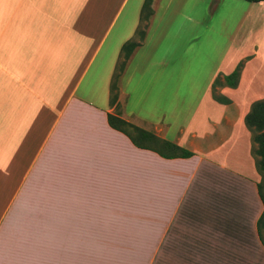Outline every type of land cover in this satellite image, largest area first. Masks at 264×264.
Here are the masks:
<instances>
[{
    "label": "crops",
    "instance_id": "obj_1",
    "mask_svg": "<svg viewBox=\"0 0 264 264\" xmlns=\"http://www.w3.org/2000/svg\"><path fill=\"white\" fill-rule=\"evenodd\" d=\"M187 1L153 0L143 21L145 0H0V264H147V252L153 264L162 255L168 264H264L262 176L245 124L248 70L264 57V0L247 11L252 25L229 35L188 121L174 130L177 89L161 47L179 37L180 17L211 32L207 14L186 12ZM132 40L139 44L113 104L111 84ZM249 55L238 87L220 88L231 102L215 100V78ZM109 113L193 155L138 147Z\"/></svg>",
    "mask_w": 264,
    "mask_h": 264
},
{
    "label": "rangeland",
    "instance_id": "obj_2",
    "mask_svg": "<svg viewBox=\"0 0 264 264\" xmlns=\"http://www.w3.org/2000/svg\"><path fill=\"white\" fill-rule=\"evenodd\" d=\"M207 2L208 0H188L185 11L199 13V15L207 14L205 22L211 25L208 38L197 28L198 23L195 20L180 17L176 22L177 27L180 26L181 30L179 37L172 40L171 46L161 47L162 52H168L171 59V63L168 64L172 67L170 86L172 89H177L176 95L171 98V106L174 107L176 113L173 117L171 116L172 118L170 117V120L174 121V130L179 129L188 121L196 103L206 89L212 72L218 66L222 54L226 50L229 35L236 32L240 22H243L245 26L252 25L251 19L245 17L248 9L253 6V2L248 0H211L209 6H206ZM192 25H194L193 30L190 28ZM241 31V34L246 32V28ZM197 35L199 38H196ZM193 39L197 44L192 48H187L186 44ZM248 74L253 76V88L250 89L246 98L253 102L264 97V57L252 62ZM154 97L156 98V95ZM161 101L162 103L166 102L164 96L161 97ZM133 241L135 240H131V244ZM151 246L152 241L147 244V247ZM147 250L152 249L147 248ZM157 257L156 264H168L170 261L169 256L166 255ZM153 258V254L146 253L147 264H153Z\"/></svg>",
    "mask_w": 264,
    "mask_h": 264
},
{
    "label": "trees",
    "instance_id": "obj_3",
    "mask_svg": "<svg viewBox=\"0 0 264 264\" xmlns=\"http://www.w3.org/2000/svg\"><path fill=\"white\" fill-rule=\"evenodd\" d=\"M251 2L262 1V0H248ZM153 0H145L142 10L143 21H147L153 14L152 8ZM146 32V24L141 26L137 34L140 40H143ZM139 44L138 41L132 40L124 44L122 48L121 60L117 66L115 76L111 84V101L113 104L118 102V80L124 68L127 60L131 55L134 48ZM252 56H247L240 60L236 67L228 74H219L212 84V95L213 98L222 103H230L231 99L221 93L219 89L224 86L237 88L243 68L246 61ZM109 124L128 135L133 143L141 148H147L156 151L165 158L175 157H190L193 152L189 149L180 146L179 144L170 141L165 138L157 136L154 132L144 129L133 122L125 119L119 114H108ZM245 124L252 133L253 140V156L256 160V167L258 172L262 175L261 181L257 184V189L261 201L264 205V97L257 99L252 102L249 112L245 116ZM257 231L262 244L264 245V210L257 220Z\"/></svg>",
    "mask_w": 264,
    "mask_h": 264
}]
</instances>
